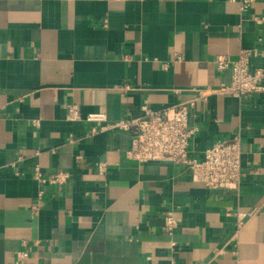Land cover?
Returning <instances> with one entry per match:
<instances>
[{"label": "crops", "instance_id": "crops-1", "mask_svg": "<svg viewBox=\"0 0 264 264\" xmlns=\"http://www.w3.org/2000/svg\"><path fill=\"white\" fill-rule=\"evenodd\" d=\"M243 50L264 71V0L247 11L228 0H0V264L20 251L30 264H264V91L219 92L232 72L217 58ZM208 89L191 110L189 154L203 160L239 136L234 191L183 166L128 161V133L91 136L66 120L68 106L115 122ZM37 167L70 178L42 183Z\"/></svg>", "mask_w": 264, "mask_h": 264}, {"label": "built area", "instance_id": "built-area-1", "mask_svg": "<svg viewBox=\"0 0 264 264\" xmlns=\"http://www.w3.org/2000/svg\"><path fill=\"white\" fill-rule=\"evenodd\" d=\"M238 3L243 11L249 10L258 0H228ZM253 52L243 50L236 61L226 57L217 58L219 70L230 69L231 82L223 86L219 92L241 99L264 91V71H251L250 59ZM214 93L212 90H200L193 99L160 111L142 107V115L137 118L122 119L110 122L105 111L97 110L82 115L76 106H68L66 120L85 122L91 125L90 135L111 129H118L129 134V148L125 153L128 161L138 164L168 163L183 166L195 183L204 185L209 190H237L243 178L242 142L239 136L231 142H220L206 150L203 160L190 156V145L196 129L190 126L191 110L199 100H205ZM69 142L74 139L70 137ZM107 167L101 163L97 166L99 175L106 173ZM35 178L42 183L62 186L70 178L67 172H57L44 177L40 169H35ZM244 216L238 219V228ZM166 231L172 233L179 225L173 211L165 213ZM16 264H30L28 252L17 254ZM237 264V263H236Z\"/></svg>", "mask_w": 264, "mask_h": 264}]
</instances>
